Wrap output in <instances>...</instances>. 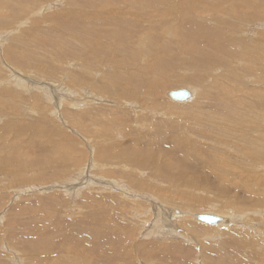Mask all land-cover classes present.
<instances>
[{
    "label": "rangeland",
    "instance_id": "obj_1",
    "mask_svg": "<svg viewBox=\"0 0 264 264\" xmlns=\"http://www.w3.org/2000/svg\"><path fill=\"white\" fill-rule=\"evenodd\" d=\"M149 1L0 0V264H264V172L243 158L254 147L239 128L263 120L264 70L250 74L243 52L249 40L264 49V16L231 0L242 31L220 33L243 42L215 64L219 37L167 16L190 0ZM190 49L209 62L176 59ZM146 77L159 88L138 89ZM181 88L190 99L167 96ZM184 192L199 209H184ZM157 207L182 213L149 232ZM244 211L261 216L254 227L191 217Z\"/></svg>",
    "mask_w": 264,
    "mask_h": 264
},
{
    "label": "bare ground",
    "instance_id": "obj_2",
    "mask_svg": "<svg viewBox=\"0 0 264 264\" xmlns=\"http://www.w3.org/2000/svg\"><path fill=\"white\" fill-rule=\"evenodd\" d=\"M96 1V0H95ZM189 1V0H188ZM191 1L192 0H190L189 2H188V4H185V5H182L181 7H179V8H174V7H172L171 6V12H170V10H169V12H170V14L168 15L167 14V16L168 17H173V16H177L178 15V18L180 19V20H182V18H181V16L182 15H184V17H186V18H191L192 20H196L197 19V21H196V23L197 24H199V25H195V24H193V25H195V27L197 28V29H201V30H203V32L204 33H206L207 31H212L214 34H215V36L216 37H219V39H220V41H218V40H215L216 41V44L218 45V49L219 50H221L222 52H223V54L222 55H220V56H218L217 58H213L215 61H214V63L215 64H218V63H221V62H225V61H228V57H232V56H236L235 55V49H234V47L233 46H235L234 44H236V47H237V45H239V44H241L242 42H243V40H240L239 39V41H237V39L235 38H233V35H230V33H228V32H224L223 34H221L220 33V30L221 29H223V28H226L227 30L228 29H231V30H233L232 32H237L238 34L239 33H241V31H242V29H241V31H238V26L235 24L236 22H237V24L238 23H241L242 21H241V19L240 18H237L238 16H236L235 14L236 13H238V12H235L237 9H235L234 10V5H235V1H231V0H212V2H210V3H208V2H206V0H196L195 2H196V4L195 5H192V4H190L191 3ZM53 2V1H52ZM148 2H150L149 0H148ZM156 2V1H155ZM187 2V1H186ZM194 2V3H195ZM48 3V2H47ZM116 3V2H115ZM164 3V2H163ZM162 3V4H163ZM179 3V2H178ZM182 3V2H181ZM193 3V4H194ZM229 3V4H228ZM238 3V2H237ZM49 4V3H48ZM62 4V3H61ZM169 4V3H168ZM170 4H172V3H170ZM184 4V3H183ZM139 5V4H138ZM137 5V6H138ZM142 5V4H141ZM167 5V4H166ZM165 5V6H166ZM176 5V4H175ZM179 5V4H178ZM243 5H244V7H249V9H251L252 11H255L256 13H258V14H261L262 16H264V8L263 7H261L260 5H259V2H257V1H250V0H245L244 1V3H243ZM242 5V6H243ZM132 6V5H131ZM148 6V8H149V5H147ZM155 6H157V5H155ZM187 6V7H186ZM53 7V6H52ZM110 7V6H109ZM144 7V6H143ZM168 7V6H167ZM238 7V5L236 6V8ZM5 8V7H4ZM45 8H47V7H45ZM49 8V7H48ZM111 8V7H110ZM222 8H224V12H222ZM161 9V8H160ZM169 9V8H168ZM221 9V10H220ZM137 10V9H136ZM156 10V9H155ZM141 11V10H140ZM162 12V11H161ZM114 13V12H113ZM119 13H117V15H118ZM121 14V13H120ZM127 14V13H126ZM234 14V15H233ZM240 14V13H239ZM123 15V14H122ZM143 15V14H142ZM145 15V14H144ZM232 15L233 16H236V17H232ZM128 16H129V14H128ZM242 16V15H241ZM243 16H245V14L243 15ZM133 17V16H132ZM142 17V16H141ZM135 18H136V16H135ZM162 18H163V16H162ZM255 17L254 16H249V17H247L246 19H243L245 22L247 21V23L248 22H253L255 19H254ZM131 19V18H130ZM141 19V18H140ZM248 19H249V21H248ZM147 20V19H146ZM130 21V20H129ZM131 22V21H130ZM206 22H208V24L210 25L209 26V28L208 27H204V28H202L201 27V25H204ZM133 23H135V22H133ZM252 24V23H251ZM192 25V24H191ZM192 25V26H193ZM240 25H242V24H240ZM191 26V27H192ZM190 27V28H191ZM241 27V26H240ZM242 27H243V25H242ZM245 27V26H244ZM196 28H194L195 29V31H196ZM193 29V30H194ZM230 31V30H229ZM143 33V32H142ZM197 33H199L198 31H197ZM245 33V32H244ZM248 33V32H247ZM146 33H144V35H145ZM195 34H196V32H195ZM199 35V34H198ZM200 35H202L203 36V33H200ZM208 35H209V33H208ZM212 35V34H211ZM207 35H205V37H206ZM210 36V35H209ZM214 36V37H215ZM205 37H201L200 38V40H202V39H205ZM208 37V36H207ZM206 37V38H207ZM213 37V36H212ZM77 38V37H76ZM81 38V37H80ZM258 38H259V36H258ZM257 38V39H258ZM260 39H262V41H263V39H264V34H262L261 35V37H260ZM205 40H207V39H205ZM145 40H143L142 39V42H144ZM209 41H211L210 39H209ZM250 42H249V44H248V47H249V49H247L246 48V50L243 52V56L245 57V59H247L249 62H247V61H243V65L245 66V68H246V70L247 71H249V73L250 74H252V72H256V71H259V70H257V67H256V64H259V65H262V69L264 70V49H262V47L261 46H257V44L258 43H256V42H252V40H249ZM201 42V41H200ZM140 44H141V41L139 42ZM144 43H146V41L144 42ZM148 43V42H147ZM205 43V42H204ZM83 44V43H82ZM153 44L154 45H156L157 46V44L156 43H154L153 42ZM153 44H151L152 46H154ZM146 45V44H145ZM144 44L141 46V47H144L145 46ZM233 45V46H232ZM243 45H245V44H243ZM138 46H139V44H138ZM202 46H205L206 48L208 47L209 48V45H203V43H202ZM241 46V45H240ZM143 49V48H142ZM188 49V48H187ZM245 49V48H244ZM209 50V49H208ZM124 51V50H123ZM138 51H139V49H138ZM142 52H143V50H141ZM141 51H140V53L139 54H141ZM187 50H184V52H180L179 54H185L186 53V55H179V56H177L176 55V59H181V58H183V57H185V56H187L188 57V62L189 63H192V64H196V63H201V62H206V63H208L209 61L207 60L208 59V57H207V59H204V57H205V55L206 54H204L203 53V51L201 50V49H198V54L196 55V54H194V56H190L193 52H192V50L190 49V52L188 51V52H186ZM125 52H126V50H125ZM206 52V51H205ZM217 52H218V50H217ZM241 52V51H240ZM126 54V53H125ZM133 54V53H132ZM138 54V53H137ZM137 54H135L136 55V57H138L137 56ZM143 54H144V52H143ZM142 54V55H143ZM122 55V54H121ZM149 56H150V54H148ZM209 55V54H208ZM214 55V54H213ZM129 56V55H128ZM132 56H134V54L132 55ZM131 56V57H132ZM154 57H156L155 59H158L159 61H162V62H164V65H169V64H172V63H168V62H165L164 60H161L160 59V57H159V53L157 52V53H155L154 55H153V58ZM249 57V58H248ZM142 58V57H141ZM186 59V58H185ZM128 60V59H127ZM86 61V60H85ZM180 61V60H179ZM119 63H120V61H119ZM127 63V62H126ZM184 63H186L185 61H184ZM183 63V64H184ZM117 64H118V62H117ZM125 65V64H124ZM126 65H128V64H126ZM130 65H132V64H130ZM201 65V64H200ZM242 65V64H241ZM123 66V65H122ZM141 66V65H140ZM170 66V65H169ZM80 67V66H79ZM260 67V66H259ZM129 67H127V69H128ZM163 68H165V67H163ZM125 69V68H124ZM165 69H170L169 67L168 68H165ZM263 70H262V72H263ZM139 71V69L138 68H136L135 69V72H138ZM208 72V71H207ZM244 73V72H243ZM123 74H125V73H123ZM127 74V73H126ZM132 74V73H131ZM203 75H206V73H202ZM109 75V74H108ZM21 76V75H20ZM128 76H130V74L128 75ZM232 76V75H231ZM234 76V75H233ZM256 76V75H255ZM258 76V75H257ZM21 77H23V76H21ZM98 77V76H97ZM241 77H242V74H241ZM240 77V78H241ZM24 78V77H23ZM104 78V81H107V80H105V77H103ZM102 78V79H103ZM238 78V77H237ZM251 78V77H250ZM264 78V77H263ZM77 79V78H76ZM98 79H100V78H98ZM106 79H107V77H106ZM109 79V78H108ZM242 79V78H241ZM20 80H22V79H20ZM116 80H118V79H116ZM256 80H259V81H262V80H264V79H262V78H257ZM126 81H127V79H126ZM27 82V81H26ZM30 82V81H29ZM72 82V81H71ZM88 82V81H87ZM102 82H103V80H102ZM112 82V81H111ZM131 82V81H130ZM237 82V81H236ZM33 83H35L34 81H33ZM106 83V82H105ZM117 83V82H116ZM235 83V82H234ZM249 83V82H248ZM255 83H256V81H255ZM17 84V83H16ZM43 84V83H42ZM108 84H112V83H108ZM107 84V85H108ZM230 84H232V83H230ZM236 84V83H235ZM259 84V83H258ZM50 85V84H49ZM101 85H103V84H101ZM106 85V86H107ZM115 85H117V84H115ZM129 85V84H128ZM237 85V84H236ZM253 85V84H252ZM260 85H262V84H260ZM263 85H264V83H263ZM51 87L50 88H52V90L54 91V93H57L56 92V90H58L59 92H62L61 90H59V88L58 87H60L59 85H57V86H54L53 84L52 85H50ZM112 86V85H111ZM222 86H225V85H222ZM233 86H235V85H233ZM255 86V85H254ZM100 87V86H99ZM110 87V85L108 86V87H106V88H109ZM60 88H62V86L60 87ZM159 88V85L154 81V85L151 83V80L148 78V77H146L145 79H144V83H143V85L141 86V87H139L138 89H158ZM62 89H64V88H62ZM101 89L103 90L104 89V86H102L101 87ZM226 89V88H225ZM244 89V88H243ZM243 89H241V90H243ZM65 90V89H64ZM189 92H190V97L188 98V99H190L191 98V96H192V94H193V92L192 91H190L189 89H187ZM245 90H247V89H245ZM66 92H69V93H73V92H71V91H68V90H65ZM224 91V90H223ZM236 91H237V89H236ZM239 91V90H238ZM49 92V91H48ZM137 92V89L136 90H134V91H132V92H130L129 94H132L133 96H134V94ZM170 92V91H169ZM53 93V92H52ZM64 93V92H63ZM259 93H261L262 94V101H263V103H264V91H263V93L262 92H259ZM230 94H232V92L230 93ZM237 94V93H236ZM244 94V93H243ZM246 94V93H245ZM244 94V95H245ZM140 95H142L141 97L143 98V97H149V95H147V94H144V93H141ZM221 95V94H220ZM225 95V94H224ZM238 95V94H237ZM139 96V95H138ZM138 96H134L135 98H137ZM228 99H229V92L228 91H226V95H225ZM241 96V95H240ZM92 97V96H91ZM131 97V96H130ZM231 97V96H230ZM244 97H246V96H244ZM133 98V97H132ZM150 98V97H149ZM233 98V97H232ZM235 98H236V96H235ZM252 99V98H251ZM187 100V99H186ZM185 100V101H186ZM253 100V99H252ZM231 101H233V100H231ZM235 101V100H234ZM256 101V100H255ZM177 102H184V101H177ZM240 103H241V105H243V103L242 102H245V101H239ZM249 103V102H248ZM238 104V103H237ZM245 104V103H244ZM235 105V104H234ZM251 105H253V104H251ZM254 106V105H253ZM258 106V105H257ZM133 107H135V106H133ZM235 107V106H234ZM245 108V107H244ZM249 108V107H248ZM254 108V107H253ZM242 109V108H241ZM239 110V109H238ZM244 110V109H243ZM241 111V110H240ZM240 111L238 112V113H240ZM245 111V110H244ZM256 113H257V111H255ZM262 113H264V111L262 110L261 111ZM245 113H246V111H245ZM247 113H249V112H247ZM246 113V114H247ZM251 113V112H250ZM257 115H259V116H262V118H263V120H261L260 121V123L256 126V127H252V129H246V127L244 126V125H242L241 127H239L240 128V132L242 133H249V136H250V140L249 139H246L245 140V144H249V148H250V145L251 146H253L254 148H253V150H251V148H250V150H245V149H243L242 151H241V154H242V156H243V158H246L248 161H253L254 163H257V165H259V166H257V169H261V170H259L258 171V173H262V171L264 172V138L261 136V135H263L264 134V131H263V128H264V114L263 115H260L259 113H257ZM236 117V116H235ZM240 117V116H239ZM253 117V116H252ZM211 118V117H210ZM238 118V117H237ZM236 118V119H237ZM261 118V119H262ZM258 119V118H257ZM239 122V121H238ZM249 122H251L250 120H249ZM252 123H254V122H252ZM246 124V123H245ZM251 124V123H250ZM255 124V123H254ZM224 125V124H223ZM240 125V124H239ZM256 125V124H255ZM247 126V125H246ZM221 128V127H220ZM233 129V128H232ZM253 130V131H252ZM237 131H239V130H237ZM250 131H252V132H250ZM239 132V133H240ZM255 133L256 134V136L255 137H253V136H251V133ZM242 137V136H241ZM247 138V137H246ZM243 139V138H242ZM253 140V141H252ZM242 141V140H241ZM248 147V146H247ZM132 161H133V163H135V164H137V167H135V168H141V164H140V161L141 160H139V158L138 157H133L132 159H131ZM148 162V164H151V162H149V161H147ZM226 163V162H225ZM228 163V162H227ZM230 164V163H229ZM169 166H171V164L169 165ZM160 170H162V172H166L163 168H160ZM153 171V170H152ZM239 171V170H238ZM153 172H155V171H153ZM254 172V171H253ZM228 173H233V172H228ZM235 173V172H234ZM255 173V172H254ZM252 174V173H251ZM225 177H226V174H225ZM246 179V178H245ZM258 179V178H257ZM90 180V179H89ZM95 181V180H94ZM172 181L174 182V180H173V178H172ZM223 181V180H222ZM238 181V180H237ZM241 181V180H240ZM244 181V180H243ZM195 181H192L191 179H189V182H188V186L191 188V189H193V187H194V183ZM109 183V182H108ZM107 184V183H106ZM71 186V185H70ZM70 186H68L67 187V191H69V193L70 192H72V187H70ZM115 186H116V184H115ZM136 186V185H135ZM66 187V186H65ZM138 187V186H137ZM117 188V187H116ZM178 188V187H177ZM113 189V188H112ZM71 194V193H70ZM182 195H184L183 196V201H184V205H185V207H184V209H188L189 208V210L190 211H196L197 209H199L197 206H196V204L194 203V202H192V201H189V200H186V199H188V198H192V197H194V196H192L191 194H189V193H183ZM173 197V196H172ZM155 201V200H154ZM259 201H261V200H259ZM168 204V203H167ZM153 205V204H152ZM171 205V204H170ZM261 205V204H260ZM172 206V205H171ZM169 208V207H168ZM173 208V207H172ZM250 210V209H249ZM249 210H246V211H249ZM113 211V210H112ZM251 211V210H250ZM154 212V215H152V218L150 219V220H147V221H149V222H151V223H148V224H146L145 222L143 223V225L144 226H146L147 228H149V232H155V230H156V227H158L159 226V228H160V224L159 223H157V221L158 220H160V221H158V222H162V221H165V220H168V221H170L171 222V220H170V217H172V218H178L179 216H176L177 214H178V212H179V214H180V216H181V213L182 212H180L179 210H177V209H166V207H157V208H155V209H153V211L152 212H149V213H153ZM172 212H176V214H175V216H174V214L172 215L171 213ZM257 212H259V215H261L263 218H264V212H263V210L262 211H257ZM146 213V212H145ZM148 213V212H147ZM138 214V213H137ZM142 214V213H141ZM194 214V213H193ZM193 214H191V217H193L194 219H196L195 218V215H193ZM250 214V212H243V215H241V217L240 218H238V217H236V218H230V217H227V216H223V218H227L229 221H225L223 218H222V221L221 222H219V223H216L218 226H223V227H225L228 223H231V222H234L235 221V223H236V221L237 220H241V224L240 225H242V227H244V228H250V225H252L251 223L252 222H254L255 220H257V219H259L260 217H259V215L258 214H256L255 212L252 214V215H249ZM147 215V214H146ZM193 215V216H192ZM156 216H160L159 218H157ZM240 216V215H239ZM258 217V218H257ZM145 218H148V217H146L145 216ZM150 218V217H149ZM141 219V218H140ZM157 220V221H156ZM198 221V220H197ZM262 222H264V219H263V221ZM166 223V222H165ZM162 225L164 224V223H161ZM168 224H169V222H168ZM245 224V226H243ZM254 225V224H253ZM252 225V226H253ZM171 226V225H170ZM169 226V227H170ZM228 226V225H227ZM237 226H238V224H237ZM258 226H260V225H258ZM254 227V226H253ZM256 227V226H255ZM171 228V227H170ZM168 229V228H167ZM258 229H259V227H258ZM154 230V231H153ZM158 230V229H157ZM150 235H152V234H150Z\"/></svg>",
    "mask_w": 264,
    "mask_h": 264
},
{
    "label": "water",
    "instance_id": "obj_3",
    "mask_svg": "<svg viewBox=\"0 0 264 264\" xmlns=\"http://www.w3.org/2000/svg\"><path fill=\"white\" fill-rule=\"evenodd\" d=\"M167 96L173 101H185L190 97V92L185 88H181L168 92ZM195 218L199 222L207 223V224H216L222 221V217L215 214H207V213L196 214Z\"/></svg>",
    "mask_w": 264,
    "mask_h": 264
}]
</instances>
